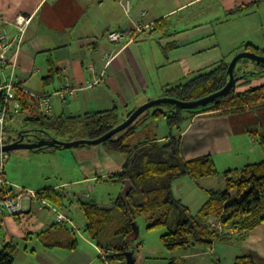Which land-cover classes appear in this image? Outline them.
<instances>
[{
	"label": "crops",
	"instance_id": "obj_1",
	"mask_svg": "<svg viewBox=\"0 0 264 264\" xmlns=\"http://www.w3.org/2000/svg\"><path fill=\"white\" fill-rule=\"evenodd\" d=\"M254 1L0 0V26L4 27L8 35L12 37L15 34L12 25L15 16L19 13L31 15V21L25 30L22 41L19 43L21 44L20 47L17 51L15 48H12L9 53L10 60H16L14 80L24 87L40 91L45 90L46 92L62 86L66 78L72 84L79 85L87 80H93L95 74L101 72L106 66L107 75L101 84L77 91L66 106L62 104L61 100L57 98L52 99V110L49 114L51 118L59 116L72 117L85 113L109 110L113 106H118V108L126 107L133 102H137L133 107L136 108L152 98L149 96V92L158 93V89L163 91L165 85L172 84L167 79L168 77H164L163 74H160L156 70L159 62L160 64H164L162 61H159L157 58H152L153 61H150L144 57L143 50L145 44L137 42L143 39V37L158 39L159 41L167 38L165 41L167 45L161 46V48L174 47L173 41H176V36L172 37L174 32H169L168 29H170V26H178L179 22L184 24L192 22L191 20L198 17L202 12L201 6L217 17L226 15L228 10ZM263 1L258 6L241 12V14L250 10H256L255 8L259 7ZM125 4L128 5L127 11L124 8ZM194 8H196L195 12L186 18H181L179 21L171 19L174 16H180L182 12L188 9ZM143 24H150L151 30L137 36L133 42L125 47H121V43L111 42L106 38V33L110 30L134 29L136 26ZM196 26L198 25L192 24L193 33L197 30ZM14 44H17V41ZM169 44L170 46H168ZM89 66L92 67V70ZM23 96L27 106L34 105L38 108V112L42 113L39 102L31 94L24 93ZM156 97V95L153 96V98ZM29 110H22L18 114L19 119L16 122L30 116L31 110ZM217 112L219 110L196 113L189 116V119H186L180 133L176 129L172 131L174 136L179 135L181 137L182 153L185 155L184 159L188 160L207 154L212 156L219 153H228L227 155H229L233 148H235V151L238 150L237 154L243 157L241 167L249 162L261 160L263 152L258 146L252 144L256 141L253 136H248L249 139L242 136V149H239L240 144L237 145L235 143V145H232L230 139L233 136L231 127L233 120L229 115H224L228 117V120L222 117V115L215 116ZM157 119L147 118L144 124L136 130V135L144 132L145 134L149 133L148 136L155 138L157 141L167 140L170 133L169 129L162 136H158L156 132L150 133L152 130L149 127L152 121ZM223 119L227 124V131H224V127L221 125ZM148 128L149 131H147ZM243 128L240 130L242 135L245 131H248ZM189 134L193 136L188 137ZM144 136L146 137L147 135ZM143 137L139 138L142 139ZM208 140L210 147L207 144ZM241 150H243V155ZM253 156L255 159H253ZM126 160L127 157L125 158V162ZM227 164L228 167H224L223 171L230 168H239L235 165L237 164L235 161L230 160ZM212 177H204L198 180H192L188 177L190 181L196 182L198 186L191 191L181 192L179 196L175 194L174 197L179 199L188 208L189 203L185 199L191 194L193 200L196 201V204H199L200 208L207 201L210 190H222L225 187L224 179L221 185L220 182H215ZM85 180H88V178ZM64 183L66 182L49 187L64 191L63 188L57 187ZM65 194L69 200L73 201L72 198L68 197V193L65 192ZM83 198L84 195L77 199ZM76 202L78 205V200ZM190 202L194 204L192 200ZM32 207L33 204L26 201L25 210L17 217L19 218L23 214L29 215L33 210ZM65 212L68 216L72 217L70 212ZM12 218L17 219L14 216L6 217L5 224ZM54 223L56 222L54 221L52 224ZM2 234L6 238V242L11 241V237L6 231ZM136 240L137 237L131 244L134 264H159L158 261L161 264H168L172 260H177L178 264H195L194 261L196 259L200 260L202 256L206 257V262L209 263L211 258L207 257L213 256L212 253L216 246V244L212 247L193 244L190 247L169 251V254H165L161 251L160 253H155L154 249L150 246L144 248V244ZM86 241L91 248L97 247L94 241L90 239ZM225 244L228 248H234L228 264H233L236 256L243 254H250L258 264H264V223L250 229L240 244ZM46 249L52 250L43 253L45 256H42L43 263L41 262V264H95V254L86 253L81 248L69 250L62 247H53ZM227 251L226 249L223 252ZM213 257L219 262L217 255ZM196 261L198 262V260ZM99 262L103 264L100 259Z\"/></svg>",
	"mask_w": 264,
	"mask_h": 264
},
{
	"label": "trees",
	"instance_id": "obj_2",
	"mask_svg": "<svg viewBox=\"0 0 264 264\" xmlns=\"http://www.w3.org/2000/svg\"><path fill=\"white\" fill-rule=\"evenodd\" d=\"M261 1L263 0H255L238 6L228 10L226 15L245 12L258 6ZM242 46H244L242 51L249 50L259 54L258 46L250 42ZM256 64L261 68H257V71L247 69L240 71L241 79L250 80L252 76H264V63ZM228 65L229 62L221 60L217 66L198 73L186 83L167 84L163 87L162 96L191 100L219 90L227 82ZM235 90L226 97L195 109H180L172 104L151 107L139 115L138 119L125 130L105 141L109 150L127 157L123 168L113 175H108L106 180L112 181L116 177L123 181L129 179L132 188L125 199L120 195L114 202L116 208L127 214L129 222L117 219L110 207L100 206L95 201L78 200V207L85 218L83 230L87 237L96 243L98 249L103 251V255L99 254L103 264H124L126 251L133 250L131 244L137 237V231L131 223L134 220V213L150 216L151 221L147 224V229H153L163 228L169 213L173 210L178 211L175 226L160 236L162 245L168 251L187 248L193 244L205 247H212L216 243L240 244L250 229L264 223V133H258V139L254 136L262 148L263 158L239 168L223 171L224 189L210 190L207 201L195 213H191L172 192L173 181L181 177L187 176L192 180H198L218 174L216 163L209 154L188 160L182 159L181 137L174 136L172 131L176 129L180 133L186 119L196 113L215 110L222 113L239 112L251 105L264 103V83L237 91L236 95L233 94ZM20 100V112L24 109L31 110H29L30 116L23 119L25 125L29 123L36 125L32 128L24 126L19 130L21 134L24 132L37 134L35 139L29 137L30 142L48 136L56 138V134L76 132L78 129H84L90 138H96L120 123L134 109L125 116L119 114L117 106H113L112 109L100 112L51 118L38 112V108L34 105L27 106L23 97H20ZM149 117L165 118L170 131L168 139L157 141L147 135L132 143L131 135ZM19 137L20 135L15 140ZM43 148L45 147L34 150ZM36 194L38 198L69 212L68 208L72 200L67 198L62 189L48 186L36 190ZM17 216L14 217L18 218ZM66 229L65 223L56 222L38 233L39 241L45 248L62 247L73 250L78 247V239L72 229L71 234ZM15 249L16 246L11 241L5 242L0 247V264H13ZM168 264H178V262L172 260ZM233 264L258 263L250 254H243L236 256Z\"/></svg>",
	"mask_w": 264,
	"mask_h": 264
},
{
	"label": "rangeland",
	"instance_id": "obj_3",
	"mask_svg": "<svg viewBox=\"0 0 264 264\" xmlns=\"http://www.w3.org/2000/svg\"><path fill=\"white\" fill-rule=\"evenodd\" d=\"M201 8L202 12L200 15L191 20L192 22L189 24L179 22L180 24L178 26H170V29H168L169 32H174L172 37L176 36V41H173L174 47L170 43L172 47L161 48V46L164 47L167 45L165 44L167 38L159 41L158 39L143 37V39L137 41L145 44L143 50L144 57L148 58L150 61H153L152 58H157L164 63L160 64L159 62L156 70L160 74H163L164 77H168L167 79H169V82H172V85L188 82L199 72L208 71V69L215 64L217 66L221 60L230 62L236 53L242 51L244 47L242 44L244 45L250 42L258 46L259 55L264 56V50H262L264 48V1L259 7L255 8L256 10H250L244 14L240 13L215 17L214 14L208 12L202 6L200 9ZM195 9L196 8L188 9L182 12L180 16H174L171 19L179 21L181 18H186L194 13ZM192 24L198 25L194 33L192 32ZM170 44L168 46H170ZM256 63V61L251 59L242 58L237 62L234 73L239 74L240 71L245 69L257 71L260 65ZM262 83H264V76H252L250 80L246 78L240 79L237 81L236 90L233 94L236 95L237 91L254 87ZM27 89L31 90L33 93L45 92V90ZM55 90L46 92L52 93ZM163 93L164 91L158 89V93L149 92V96L152 97L151 99H154V95L158 98L161 97ZM71 100L72 98H69L61 102L66 106ZM136 104L137 102H133L129 106L119 107V114L125 116ZM160 106L164 107V105H157V107ZM185 114L187 115V113ZM219 115H222V117L229 115L232 118L233 124L231 127L233 136L230 141L232 145H235V143L237 145L240 144L239 149H242V136H245L244 138L248 136L256 137L258 133H264V103L260 105H251L239 112H217L215 116ZM225 118L228 120V117ZM18 119L19 116H17L13 122L7 120L4 138L8 143L13 142L18 137L19 130L23 129L24 126L31 128L34 126L36 127L33 123L25 125L22 119L16 122ZM222 122L221 124L220 121V124L224 127V131H227L228 128L225 120L223 119ZM241 127L248 130L245 131L243 135L240 132L242 129ZM149 128L152 130L150 132L151 134L156 132L158 136L165 135L168 132V126L163 117L152 121ZM149 128L147 131H149ZM148 134L149 133L145 134L143 132L136 135L135 131L133 135H131V142L135 143L138 139ZM56 136L57 139L62 141L90 138L89 134L84 129H78L76 132L69 131L63 134H56ZM191 136L193 135H188V137ZM207 144H209L210 147L209 140ZM252 144L258 146L260 150L262 149L257 140ZM234 149L235 148H233L229 155H227L228 153L212 155L218 169V174L212 177V179L215 180V182H220L221 185L224 179L222 171L224 167H228V161L232 160L237 162L235 165L238 167L242 165L241 162H243V157H240V154H237L238 150L235 151ZM241 152L243 155V150H241ZM6 154L7 158L4 162L5 177L15 187L38 190L51 185H57L61 182H66L57 187L63 188L64 191L68 193V197L73 199L72 204L69 205L68 211L71 213L70 215L72 216L71 218L73 219L74 225L78 228L74 233L79 243L77 248L83 249L86 253L95 254V264H100V250L97 247L91 248L88 243H86V240H89V238L83 230L85 218L76 201L79 200L77 198L84 195V200L95 201L99 205L111 207L113 209V215H115L117 219H124L129 222L127 214L114 205L117 197L121 195L124 182L123 179L116 177L112 181L106 180L108 175H113L123 168L126 158L125 155L109 150L105 142L67 149H56L51 147H45L39 150L14 149L7 151ZM180 156L182 159L185 158L184 153L180 154ZM253 159H255L254 156ZM86 178H88V180H85ZM197 186V183L190 181L188 177H182L180 180H175L172 183V191L174 196L175 194L179 196L181 192L191 191ZM185 200L189 203L188 209L190 212L195 213L199 208V204L195 203L196 201L193 200V196L189 194ZM190 200H192L194 204L191 203ZM45 203L49 202L45 201L44 203H39L33 200V210L29 215L23 214L17 219L12 218L6 222L2 233L6 231L11 237V242L16 246L13 264H41V262L43 263L42 256H45L43 253L52 250L43 247L38 238V233L40 231L50 227L54 221H57L56 213L52 209H48ZM59 210L66 213L62 209ZM178 214L177 210L171 211L167 217V223L163 228L147 229V224L151 221L150 216L134 213V220L131 223H135L138 227L136 241L143 243L144 248L150 246L154 249L155 253H160L161 251L162 253L169 254L170 252L162 245L160 235L169 228L175 226ZM65 224L67 228L66 231L68 230V233L71 234L70 224ZM226 249L228 251L223 252ZM233 250V247L228 248L225 243H216L212 255H217L219 262H217L216 258L213 256L207 257L211 258L209 263L206 262V257L204 256H202L200 260L196 259L198 262L196 260L194 262L195 264H228ZM158 263L161 264L160 261H158Z\"/></svg>",
	"mask_w": 264,
	"mask_h": 264
},
{
	"label": "built area",
	"instance_id": "obj_4",
	"mask_svg": "<svg viewBox=\"0 0 264 264\" xmlns=\"http://www.w3.org/2000/svg\"><path fill=\"white\" fill-rule=\"evenodd\" d=\"M125 10H128V5L125 4ZM31 21V15L19 13L12 21L15 34L10 37L6 29L0 26V247L6 242V238L2 234L4 229L5 218L21 214L25 210V202L32 203L33 200L44 203L37 197L36 190H28L23 187H15L5 177L4 162L7 158L6 152L1 148L6 144L4 134L7 127V120L15 121L21 109L20 97L24 93L31 94L40 104V110L43 114L49 115L52 110V99L57 98L65 101L75 95L77 91L85 88L93 87L101 84L107 75L105 68L95 74L93 80H87L82 84L74 85L68 78L66 81L52 93L48 92H31L21 84L14 80V69L16 60H10V51L12 48L17 49L22 41L23 35L27 26ZM151 30L150 24L138 25L134 29H114L106 33V38L111 42L121 43V47H125L133 42L135 38L145 32ZM17 41V44L14 42ZM92 70V67L89 66ZM48 202V201H47ZM48 209H52L56 213V218L59 223H69L72 231L78 230L74 225L73 219L66 213L60 211L53 204L45 203ZM103 255V251L100 253Z\"/></svg>",
	"mask_w": 264,
	"mask_h": 264
},
{
	"label": "water",
	"instance_id": "obj_5",
	"mask_svg": "<svg viewBox=\"0 0 264 264\" xmlns=\"http://www.w3.org/2000/svg\"><path fill=\"white\" fill-rule=\"evenodd\" d=\"M242 58H248L253 61L264 63V56L259 55L253 51L244 50L241 52L236 53L231 61L229 62V65L227 67V82L226 84L220 88L219 90H216L210 94H207L205 96H202L200 98L191 99V100H182L173 96H161L158 98L150 99L141 105L137 106L132 110V112L125 117L120 123H118L116 126L112 127L110 130L106 131L102 135L96 137V138H88V139H76L72 141H62L55 137H45V138H39L36 141H23L24 135L21 134V132L18 133L20 137L17 140H14L13 142L6 143L2 146L1 150L4 152L11 151L14 149H38L42 147H51L56 149H67L72 147H79V146H85V145H92V144H99L102 142H105L115 134L125 130L128 126H130L138 117L141 115L145 110L157 106V105H163V104H172L180 109H195L197 107L206 106L212 102L217 101L220 98L226 97L229 95L235 88L237 81L242 78V74L235 75L234 74V68L237 64V62ZM132 188V183L129 179H125L123 182V188L121 191V196L123 199L126 198V195L128 191ZM133 224V228L135 231L138 230V227L135 223ZM126 260L124 264H134V257H133V251H126Z\"/></svg>",
	"mask_w": 264,
	"mask_h": 264
},
{
	"label": "flooded vegetation",
	"instance_id": "obj_6",
	"mask_svg": "<svg viewBox=\"0 0 264 264\" xmlns=\"http://www.w3.org/2000/svg\"><path fill=\"white\" fill-rule=\"evenodd\" d=\"M240 74H242V73H240ZM235 75H239V74H235ZM24 139H23V141H29V137L31 138H33V139H35L36 138V133H34V132H24Z\"/></svg>",
	"mask_w": 264,
	"mask_h": 264
},
{
	"label": "bare ground",
	"instance_id": "obj_7",
	"mask_svg": "<svg viewBox=\"0 0 264 264\" xmlns=\"http://www.w3.org/2000/svg\"><path fill=\"white\" fill-rule=\"evenodd\" d=\"M161 107V106H160ZM145 113V112H144ZM138 119V118H137ZM58 224V223H57ZM60 224V223H59Z\"/></svg>",
	"mask_w": 264,
	"mask_h": 264
}]
</instances>
